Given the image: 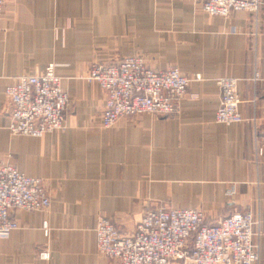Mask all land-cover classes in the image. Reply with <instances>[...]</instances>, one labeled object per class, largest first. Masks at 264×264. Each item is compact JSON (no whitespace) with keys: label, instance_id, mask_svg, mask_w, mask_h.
I'll return each instance as SVG.
<instances>
[{"label":"crops","instance_id":"crops-1","mask_svg":"<svg viewBox=\"0 0 264 264\" xmlns=\"http://www.w3.org/2000/svg\"><path fill=\"white\" fill-rule=\"evenodd\" d=\"M132 55L203 79L189 83L174 115L103 127L105 93L85 74L92 63ZM49 64L70 97L64 127L42 137L12 134L6 87ZM255 71L264 75V4L257 14L212 16L197 0H5L0 166L44 178L51 205L16 212L20 226L0 239V264H117L97 248L98 219L128 234L161 205L202 209L208 223L252 209L264 264V80H253ZM222 76L239 78L241 123L215 119Z\"/></svg>","mask_w":264,"mask_h":264},{"label":"built area","instance_id":"built-area-1","mask_svg":"<svg viewBox=\"0 0 264 264\" xmlns=\"http://www.w3.org/2000/svg\"><path fill=\"white\" fill-rule=\"evenodd\" d=\"M197 1L212 16H229L237 11L257 14L263 4V0ZM4 7L5 0H0V19ZM85 79L97 82L105 93L100 118L101 125L108 128L125 116L178 113L180 102L189 95V83L203 78L199 73L191 78L176 65L155 69L143 56L133 55L114 63H92ZM253 80H264V75L255 71ZM217 84L221 99L216 121L227 125L243 122L239 78L222 76ZM5 94L11 103L8 128L12 134L42 137L64 127L70 97L54 64L41 72L21 75L6 87ZM227 192L232 194L234 190ZM50 205L44 178L28 175L12 164L0 166V239L8 238L19 228L17 211H44ZM44 231L49 233L46 221ZM96 235L99 252L117 264H259L261 261V219L252 209L236 210L208 223L202 209L161 205L147 210L128 234H122L111 218L100 217ZM49 256L47 250L40 253L43 259Z\"/></svg>","mask_w":264,"mask_h":264},{"label":"rangeland","instance_id":"rangeland-1","mask_svg":"<svg viewBox=\"0 0 264 264\" xmlns=\"http://www.w3.org/2000/svg\"><path fill=\"white\" fill-rule=\"evenodd\" d=\"M263 4H264V0H263ZM263 4H262V5H263ZM132 56H133V55H132ZM171 65H175V64H171ZM171 65H169V66H171ZM169 66H168V67H169ZM176 66H178V65H176ZM178 67H179V66H178ZM166 68H167V67H166ZM166 68H165V69H166ZM125 117H132V116H125ZM164 206H165V205H164ZM166 207H169V206H166ZM169 208H173V207H169ZM148 210H149V209H148ZM205 214H206V213H205ZM115 224H116V223H115ZM135 226H136V225H135ZM117 228H118V227H117Z\"/></svg>","mask_w":264,"mask_h":264}]
</instances>
